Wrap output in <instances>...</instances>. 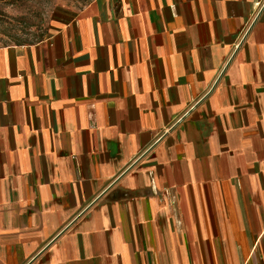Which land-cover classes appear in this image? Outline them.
<instances>
[{"label": "crops", "instance_id": "0c3cea01", "mask_svg": "<svg viewBox=\"0 0 264 264\" xmlns=\"http://www.w3.org/2000/svg\"><path fill=\"white\" fill-rule=\"evenodd\" d=\"M0 264H264V0H92L0 47Z\"/></svg>", "mask_w": 264, "mask_h": 264}, {"label": "rangeland", "instance_id": "374dc122", "mask_svg": "<svg viewBox=\"0 0 264 264\" xmlns=\"http://www.w3.org/2000/svg\"><path fill=\"white\" fill-rule=\"evenodd\" d=\"M92 0H0V47L39 43Z\"/></svg>", "mask_w": 264, "mask_h": 264}]
</instances>
